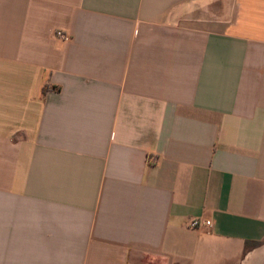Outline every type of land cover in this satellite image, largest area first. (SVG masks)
Here are the masks:
<instances>
[{
  "label": "crops",
  "instance_id": "obj_1",
  "mask_svg": "<svg viewBox=\"0 0 264 264\" xmlns=\"http://www.w3.org/2000/svg\"><path fill=\"white\" fill-rule=\"evenodd\" d=\"M0 264H264V0H0Z\"/></svg>",
  "mask_w": 264,
  "mask_h": 264
},
{
  "label": "built area",
  "instance_id": "obj_2",
  "mask_svg": "<svg viewBox=\"0 0 264 264\" xmlns=\"http://www.w3.org/2000/svg\"><path fill=\"white\" fill-rule=\"evenodd\" d=\"M55 38L61 41H67L69 39V36L65 34L64 32L57 31L55 32ZM185 226V224H184ZM186 227L189 229H200V228H209L211 227V222L210 221H204L200 219H194L190 220L187 224Z\"/></svg>",
  "mask_w": 264,
  "mask_h": 264
}]
</instances>
